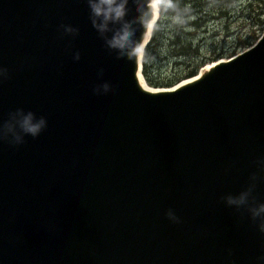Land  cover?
Here are the masks:
<instances>
[{
	"label": "water",
	"instance_id": "95a60500",
	"mask_svg": "<svg viewBox=\"0 0 264 264\" xmlns=\"http://www.w3.org/2000/svg\"><path fill=\"white\" fill-rule=\"evenodd\" d=\"M0 69V124L17 109L47 120L0 139V264H264L259 221L224 200L255 183L264 203V30L152 88L87 0H0Z\"/></svg>",
	"mask_w": 264,
	"mask_h": 264
},
{
	"label": "clouds",
	"instance_id": "9594fccd",
	"mask_svg": "<svg viewBox=\"0 0 264 264\" xmlns=\"http://www.w3.org/2000/svg\"><path fill=\"white\" fill-rule=\"evenodd\" d=\"M90 8L92 26L105 41L108 49L115 51L117 59L126 58L128 61L144 62L148 58L147 45L151 37L167 27L186 28L192 17L188 6H181V0H132L136 15L126 19L129 0H87ZM142 29L140 38H136L138 27ZM65 33L76 34L78 29L70 25L61 26ZM111 33V35H109ZM74 59H80L76 52ZM102 74V70H101ZM0 76L6 77L7 70L0 69ZM110 85L105 82L94 88L97 95L110 91ZM47 127L45 117H36L35 113L17 109L9 114V119L0 124V139L19 145L24 143V137L33 138ZM264 166V161H261ZM251 179L256 180L253 174ZM255 183L250 184L238 195L224 197L227 205L235 206L237 210L245 208L253 221H259L258 229L264 233V203H257L252 195ZM167 216L173 222L179 223V218L169 209ZM264 260V257L260 258Z\"/></svg>",
	"mask_w": 264,
	"mask_h": 264
},
{
	"label": "rangeland",
	"instance_id": "374dc122",
	"mask_svg": "<svg viewBox=\"0 0 264 264\" xmlns=\"http://www.w3.org/2000/svg\"><path fill=\"white\" fill-rule=\"evenodd\" d=\"M259 1L260 0H231L230 3H227V6H230L229 9L231 10V16L228 18V21L224 23V20L226 19L225 17L209 20L204 28H200L193 33V42H200L201 45L198 50L199 54H196L195 57L192 58H196V56L201 57L203 55L213 56L231 49L234 45L238 46L241 41L247 39L250 35H256L257 37L260 36L264 30V22L259 24L264 18L262 14L264 11V5L260 6ZM188 29H190V27H188ZM226 29L229 30L227 34ZM173 30L172 27L166 26L164 30L160 32L162 36L160 37L159 45L156 47L153 54L152 69L159 75V77L169 76L176 70L183 68L184 63H182V60L187 58L171 53L168 46V39ZM243 49L244 46H238L236 53ZM221 58H227V56L222 53L221 56L216 59ZM213 60L207 61L205 64H208ZM175 83L170 86H173ZM147 85L152 88L170 87L152 86L148 83Z\"/></svg>",
	"mask_w": 264,
	"mask_h": 264
},
{
	"label": "trees",
	"instance_id": "16d2710c",
	"mask_svg": "<svg viewBox=\"0 0 264 264\" xmlns=\"http://www.w3.org/2000/svg\"><path fill=\"white\" fill-rule=\"evenodd\" d=\"M231 0H181V6H188L192 11L193 19L190 20L186 28H173L171 36L168 39V46L172 54L180 57H187L182 60L184 67L176 70L169 76L159 77L152 69V58L156 47L159 45L161 33L153 35L147 45L148 58L141 63V72L145 81L152 86H170L182 78L195 74L198 69L205 64V62L216 59L224 53L227 57L236 53L238 46L247 47L252 44L256 39V35H250L247 39L241 41L238 46H233L231 49L220 52L213 56H201L196 58L199 54L200 42H193V33L204 28L209 20L225 17L224 23L228 21L231 16L230 3ZM259 5H264V0L259 1ZM254 9V8H253ZM264 17V11L262 12ZM264 22V18L259 24ZM190 27V29H188ZM225 27V25H224ZM229 32L226 29V34Z\"/></svg>",
	"mask_w": 264,
	"mask_h": 264
},
{
	"label": "bare ground",
	"instance_id": "6f19581e",
	"mask_svg": "<svg viewBox=\"0 0 264 264\" xmlns=\"http://www.w3.org/2000/svg\"><path fill=\"white\" fill-rule=\"evenodd\" d=\"M142 79V78H141Z\"/></svg>",
	"mask_w": 264,
	"mask_h": 264
}]
</instances>
